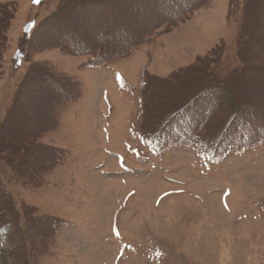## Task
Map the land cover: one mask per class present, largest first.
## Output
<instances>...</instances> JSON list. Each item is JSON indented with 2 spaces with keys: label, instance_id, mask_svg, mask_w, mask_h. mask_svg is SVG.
Returning <instances> with one entry per match:
<instances>
[{
  "label": "rangeland",
  "instance_id": "rangeland-1",
  "mask_svg": "<svg viewBox=\"0 0 264 264\" xmlns=\"http://www.w3.org/2000/svg\"><path fill=\"white\" fill-rule=\"evenodd\" d=\"M179 1L191 2L180 21L146 35L127 58L96 60L71 53L78 39L90 45L106 35L124 47L122 27L106 25L136 24L133 35L142 36L156 17H170L172 10L160 7L166 1L0 0V8H13L0 9L12 15L0 54V124L20 99L21 131L8 123L2 132L13 143L10 153L25 157L23 171L0 163V175L27 218L18 219V234L0 229V264H264V0L247 15L244 0ZM149 12L154 18L141 20ZM29 21L32 32L25 33ZM36 64L78 86L72 102L58 100L56 127L39 138L64 150L54 167L55 158L48 163L50 153L35 143L52 121L58 88L40 79ZM146 74L152 83L144 116ZM224 82L225 93L210 89ZM68 86L67 94L74 90ZM193 97L165 137L189 136L224 102L228 111L239 104L254 109L246 115L252 141L238 135L237 117L224 126L219 148L146 143L140 126H157ZM21 239L23 252H9Z\"/></svg>",
  "mask_w": 264,
  "mask_h": 264
},
{
  "label": "trees",
  "instance_id": "trees-1",
  "mask_svg": "<svg viewBox=\"0 0 264 264\" xmlns=\"http://www.w3.org/2000/svg\"><path fill=\"white\" fill-rule=\"evenodd\" d=\"M166 2H164L162 4V6H160L161 8L165 9V8H170L171 11V15L170 17H156L155 21L153 24H149L148 26L146 25L145 28H142L141 30H144V35L140 36V34L137 36H134V28L138 25L133 24L134 27L130 26H126L124 25V23L120 22L118 23V25H106L109 26L108 30L111 29H117L122 27V31H124V33L126 34V36L124 37L125 40H123L124 43H126V45L124 47H119L120 45L117 43L119 42V40H115V38L109 39V37L106 35H103L102 37H98L99 39H101L99 42H93L90 45H87L86 42H82V45L80 44V39H78V48H74L72 49L73 51H71V53L74 54H90L93 53V57H95L96 60H98L99 58H102L104 56H106V54L109 56L108 58H112V56L115 54L117 55L119 58L120 57H126L128 55H130L132 53L133 50H135L138 46L144 44V42H147V37L145 38L146 35H150L155 29H157L158 27H161L162 25H171L174 24V22H178L180 21V18L183 17L184 12H186V10H188L187 8L191 5L190 3H180V1L178 0H165ZM245 4H244V12L247 15L248 12V8L253 4L256 3L257 0H244ZM198 4V3H197ZM196 4V7H192L193 10H196L199 5ZM195 6V5H194ZM8 7V9L11 7L6 6L5 8H0L1 10H6ZM13 8H10V11ZM126 9V8H125ZM3 10V11H4ZM129 10V9H128ZM126 11V10H125ZM152 15V13L149 12V14L144 13V16H142L141 20H149L152 19L154 17H150ZM168 15V14H166ZM110 17V15L108 16ZM12 19V15H8V14H3L0 12V54H2V49L5 45V40H6V30L8 29L9 23L11 22ZM106 20V19H105ZM142 23V22H141ZM139 23V24H141ZM111 27V28H110ZM110 28V29H109ZM133 28V29H132ZM35 31V30H34ZM137 32V31H136ZM36 32H34L33 34H35ZM34 36V35H33ZM32 36V37H33ZM106 37V38H105ZM113 37V36H112ZM104 39V40H103ZM103 40V41H102ZM142 40V41H140ZM65 42L61 43L62 46L64 45ZM67 47H70L69 44L67 45ZM119 47V48H118ZM117 49V50H116ZM116 51V53H115ZM110 61V60H109ZM37 65V64H36ZM36 67V66H34ZM33 67V68H34ZM39 69V65H37V67ZM40 70L41 78L40 79H46L49 82H51L53 85H55L58 90L56 91V93H58L53 99L52 102H50L49 107L53 110L52 114H51V119L52 121L50 122V124H44L43 126H41L40 130L37 131L36 134V143H35V147L39 148L41 150L47 151L50 153L49 159L50 161L48 163L51 162V157L55 158V162L53 163V167L54 165H56V163L61 162V160L63 159L65 152L63 149H59V148H50L47 145L45 146L44 144L39 142V138L55 129L56 127V118H55V114L57 115L56 111H55V107L56 104H58V100L60 99L61 102H72L73 95H77L78 93V86L77 84H75L74 82H72V85H66V80L70 81V78H59L56 75L52 74L51 72H48L47 70ZM28 75V74H27ZM30 79V76L25 78L24 83H27ZM73 81V80H72ZM151 79L150 76H148L147 74L144 75L143 78V84L141 86V94L142 95V107H144L143 109V114L145 116L146 114V102H147V98H148V94H145V92H150V88H151ZM225 85H215V87H211L210 89L215 90L216 92L219 93H225L228 88V83L224 82ZM66 86L72 87L74 88V90L72 92H70L69 94H67V89ZM208 89V88H207ZM210 89L208 91H210ZM204 90L200 91L198 94L200 95L201 93H203ZM24 92V90H21L19 95L17 96V98H20L22 96V93ZM232 95L238 97L237 95L239 94L236 90L232 91ZM196 93V98H199V95ZM191 98L189 100H187L186 105L185 104H179L176 105L172 108H170L166 114L163 115V117L160 119V121L158 120V125L156 126L155 124L152 125H148L147 127L145 125H143V127L140 126V132H141V136H143V138L145 140H147V142H150L152 144L153 140H156V142L160 145V146H166L167 143L169 144H173L176 142H180V143H184L187 145H193L194 147L197 148H203V147H208L209 145H211L213 148H219L223 145L224 141V137H226V130L231 127L230 125V121H235V119L238 117V120H240V124L239 127L237 128L238 131V135L242 136V139H246L244 141L247 142H251V138L248 135V129H250L252 126L251 124L253 123V121H251V119H249L248 117L246 118V115H248L249 111H253L251 109V106H241L239 105H235L233 106L231 109H229L228 111V104L224 105V102H219L217 107L215 108V111H213V115L203 122H198L196 124V126L194 127L195 129L188 131V133L190 134L189 136L186 137L185 133H181L182 135L177 134L175 137L173 136H167L165 137V135H167V133L170 131L168 130L166 127L171 124L172 127H174L175 124V119L183 114V111H185L186 113V108L189 106V104H191L194 100V98ZM179 98L182 97H178L177 99H174L175 101L178 100ZM20 99H18L13 105L12 108H10L6 118L3 120V123L0 124V163H4L5 165H7L9 168L11 166V169L16 171L17 173H20L21 171H23V167H20V163L21 162H25V157H24V153H16L17 156H14V154H11L12 151H14V147H13V143H8L4 141V138L6 136V134L4 135V132H2L3 129L8 127V123L10 124L11 128H17V133H19L21 131L20 128V119L19 117H17V114L19 112L20 109ZM76 101V99L74 100ZM238 103V101H237ZM224 109L227 111L224 113ZM219 113L220 115H222V117H224V121L225 124L222 125V127H218L214 124L215 119L218 120L219 118ZM240 116V119H239ZM252 118L255 119V115H251ZM220 119V118H219ZM236 120V121H238ZM25 121H27V119H25ZM228 121V122H227ZM12 122V124H11ZM226 123L229 124V127L226 129V127H224L226 125ZM7 126V127H6ZM9 128V127H8ZM226 129V130H225ZM174 130L176 131V129L174 128ZM172 132V131H171ZM40 133V135H39ZM173 133V132H172ZM259 136H262V138H264V128H263V132L259 133ZM241 140V139H240ZM9 150V151H8ZM204 150V149H201ZM11 152V153H10ZM17 152V151H16ZM216 153V152H215ZM48 163H43V165H47ZM23 168V169H22ZM28 170V169H27ZM2 208V210H1ZM27 219L26 218V214H25V210L24 207H19L17 208L15 206V203L13 202L11 196L8 193V190L6 189L2 177L0 175V229L4 230L6 232V234L9 236L10 233L12 232V229H14L15 233L18 234L20 226L18 224L19 220L18 219ZM9 238V237H8ZM18 238H20V236L18 235ZM25 247V244L23 242V240H19L17 241L16 245L14 246V248L9 249L8 251H12L15 255L16 252L19 250L20 252H23L21 249H23ZM7 251V252H8ZM14 256V255H13ZM15 257V256H14Z\"/></svg>",
  "mask_w": 264,
  "mask_h": 264
},
{
  "label": "snow or ice",
  "instance_id": "snow-or-ice-1",
  "mask_svg": "<svg viewBox=\"0 0 264 264\" xmlns=\"http://www.w3.org/2000/svg\"><path fill=\"white\" fill-rule=\"evenodd\" d=\"M34 3H38L39 0H33ZM261 128H264V124L261 125Z\"/></svg>",
  "mask_w": 264,
  "mask_h": 264
},
{
  "label": "bare ground",
  "instance_id": "bare-ground-1",
  "mask_svg": "<svg viewBox=\"0 0 264 264\" xmlns=\"http://www.w3.org/2000/svg\"><path fill=\"white\" fill-rule=\"evenodd\" d=\"M110 1V0H109ZM105 27V26H104Z\"/></svg>",
  "mask_w": 264,
  "mask_h": 264
}]
</instances>
